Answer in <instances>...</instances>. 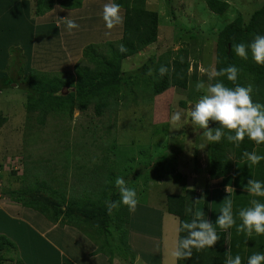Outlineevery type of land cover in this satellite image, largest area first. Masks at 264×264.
<instances>
[{
  "label": "rangeland",
  "instance_id": "obj_1",
  "mask_svg": "<svg viewBox=\"0 0 264 264\" xmlns=\"http://www.w3.org/2000/svg\"><path fill=\"white\" fill-rule=\"evenodd\" d=\"M61 1L53 0L54 10L37 17L30 13L36 11L38 0H0V9L27 18L21 23L20 34L14 31L0 37L5 44L0 49V118H6L0 127V235L6 234L18 245L8 264H43L45 259L53 264H177L171 253L179 238V219L167 212L169 195L195 189L200 198L211 190V219L217 216L221 202L232 195L237 226L241 223L240 209L250 207L253 199L264 203V197L244 191L248 179L264 182V161L252 166L247 161L237 163L236 172L229 175L231 182L212 185L208 167L212 142L187 117L190 106L203 95L196 91V82L207 83L206 70L215 69L218 32L238 16L248 23L264 0H226L230 8L222 15L212 13L207 0H147L146 8L160 17L159 39L126 59L123 70L133 72L132 76L149 77V70L144 75L142 67L147 65L153 74V60L167 52L185 50L196 81H191L186 90L172 87L155 97L145 91L143 82L138 86L125 85L118 102L101 117L92 106L86 112L75 110L72 118L49 116L41 125L38 113L29 112L24 91L31 71L75 75L76 65L87 62L85 47L95 44L104 50L107 42L120 37L118 26L109 30L102 19L103 5L108 0H84L76 10L60 7ZM1 15L0 32L6 28ZM68 16L79 25L71 33L59 20ZM14 21L7 25L12 26ZM10 80L14 82L8 85ZM178 110L185 115L173 125L170 118ZM256 152L264 155V147ZM95 169H99L102 182L115 184L117 177H123L139 200L124 232L128 235L127 249L126 244H120L122 232L115 230L112 223L113 236L108 241L112 247L120 245L122 250L115 249L111 262L105 254L92 255L98 243L81 229L55 225L32 209H21L23 202L16 203L14 199L30 198L23 194L28 186L43 181L56 190H64L67 197H87L86 186L92 178L84 177ZM235 181L238 190L234 188ZM227 186L232 189L228 193ZM31 228L46 239L39 241L52 246L48 258L44 254L37 257L29 236ZM230 232V253L233 257L239 254L242 264H247L253 253H264L260 252L264 235L237 233L236 226ZM124 254L132 262H127Z\"/></svg>",
  "mask_w": 264,
  "mask_h": 264
},
{
  "label": "trees",
  "instance_id": "obj_2",
  "mask_svg": "<svg viewBox=\"0 0 264 264\" xmlns=\"http://www.w3.org/2000/svg\"><path fill=\"white\" fill-rule=\"evenodd\" d=\"M83 1L62 0L60 7L65 10H76L82 7ZM115 2L121 5V15L124 18L123 24L118 26L120 37L115 41L107 42V48L104 50H101V45L95 44L85 47L83 55L87 62L76 65L75 75L49 74L39 72L36 69L31 71L24 91L28 99V110L31 113H38L37 120L41 125L46 124L49 116L60 114L72 118L75 110L86 112L92 106L96 115L101 117L105 110L110 109L113 103L118 102L125 85L127 87L138 86L143 82L145 91L155 97L172 87L186 90L191 81H196V75L190 73L189 53L185 50H181L177 54L167 52L157 61L153 60L155 68L149 77L132 76L133 72L123 70V62L126 59L138 55L149 46L157 43L160 17L156 11L146 8L147 0H115ZM37 3L36 11L30 15L40 17L54 10L53 0H38ZM206 4L209 10L217 15L227 13L230 8V3L226 0H207ZM6 11H8L6 8L0 9V15L2 14L1 17L3 16L5 20H3V27L6 26L7 28L9 22L16 21L7 30H5L6 28L3 29L0 32V37L14 31H19L18 34H20L21 23L27 20L26 16L24 14L16 15V13L8 14ZM258 34L264 35V3L254 12L248 23H245L242 16H238L218 32L214 51L215 69L218 71L229 65L237 66L240 72L235 83L240 86L252 84L254 86L253 101L264 104V66L256 64L250 52L246 60L238 57L232 47L233 44L238 43L250 44ZM121 44L126 47V52L121 53L118 50ZM2 48H5V44L0 46V49ZM173 54L176 55L173 56ZM161 65L170 69L164 76H161L158 71ZM142 69L140 71H144V75L149 70L147 65ZM222 79L227 86L235 87V84L227 81L226 77ZM11 82L14 81L10 80L8 85ZM2 121L6 122V118H0V127ZM215 127L217 125L211 123L210 128ZM259 147H264V144L256 145L247 138L240 144L239 148L227 142L226 139H222L219 143H211L208 156L210 179L216 181L230 177L229 175L234 173L237 163L246 162L243 158V152L257 151ZM84 178H92L89 182L90 185L86 186L87 197L80 196L79 199L75 196L67 197L64 190H56L47 181H43L28 186L23 194L29 195L30 198L24 200L15 197L14 199H16V203L23 202L21 209H32L55 225L61 224L60 227L69 226L81 229L87 237L98 243L99 247L92 255L105 254L108 262H111L116 254L115 249L122 250L120 245L114 244L112 247L108 241L109 237L113 236L112 228L115 226V230L122 232L123 237L120 239L122 241L120 244H126L125 248L127 249L128 235L124 232L128 228L126 226L131 224V212L121 204L118 209L113 210L112 214L108 213L106 201L119 200V191L114 183L113 186L112 183L101 181L99 169L88 173ZM19 194L21 193L17 192V195ZM14 195L17 196L15 193ZM199 196L195 189H188L185 194H171L167 197V212L176 216L179 222L190 220L191 217L185 214V208ZM203 197L205 202L196 207L199 208L200 206L201 208L202 206L201 209L211 221V190H206ZM15 215H21V213H15ZM28 230L31 241L33 238L32 243L36 248L37 257L40 259L44 254V258H48L49 254L52 253V246L49 245L48 247L47 244L39 241L45 238L37 230L33 228ZM88 230H91L92 233L90 234ZM216 231L220 240L212 248H204L199 251L193 249L190 258L179 259L177 264H224L225 253L231 252V228L226 231L221 229H216ZM185 235L186 232H179V238H183ZM260 249V252L264 251V243ZM17 251V243L6 234H1L0 264L12 262L11 257ZM124 257L128 260L125 254ZM127 262L132 261L129 259ZM43 264L53 263L49 259H45Z\"/></svg>",
  "mask_w": 264,
  "mask_h": 264
},
{
  "label": "clouds",
  "instance_id": "obj_3",
  "mask_svg": "<svg viewBox=\"0 0 264 264\" xmlns=\"http://www.w3.org/2000/svg\"><path fill=\"white\" fill-rule=\"evenodd\" d=\"M102 19L109 30L123 24L121 5L115 0H108L103 5ZM59 20L66 26L69 33L79 28L70 16L59 18ZM232 47L238 57L246 60L250 52L253 61L264 66V35H256L250 44L238 43L233 44ZM118 50L121 53L127 51L123 44L119 45ZM158 71L161 76H164L170 69L161 65ZM206 72L208 82L198 80L195 84L196 91L203 92V95L187 111L191 124L203 129V136L212 143H219L222 139H226L227 142L239 148L247 138L256 145L264 144V104L253 101L254 86L252 84L240 86L235 83L240 72L235 65H229L218 71L212 68ZM148 75H152V69H149ZM225 77L227 81L235 84V87L227 86L222 79ZM184 115L183 110L174 112L170 118L171 123L173 125L180 123ZM210 123H215L217 127L210 128ZM243 158L249 166L258 165L264 161V155L257 154L255 150L244 151ZM115 187L119 191L120 199L106 201L108 213L112 214L113 210L118 209L121 204L126 206L130 212H134L139 204L136 191L128 186L123 177L115 179ZM225 190L228 192V187ZM244 191L255 197H264V182L248 179ZM203 202L205 198L201 196L192 200L191 205L185 208V214L191 219L178 224L177 231L186 232V235L177 239L172 250L171 255L177 260L190 258L193 249L199 251L212 248L220 240L213 223L203 210L196 207ZM221 204L220 214L215 222L221 230L226 231L236 226L237 233H245L248 236L253 233L258 236L264 235V203L253 199L250 207L240 209L238 216L241 223L238 226L233 213V201L226 198ZM225 256L224 264H242L239 254L233 257L230 252H226ZM247 264H264V253H253L248 257Z\"/></svg>",
  "mask_w": 264,
  "mask_h": 264
},
{
  "label": "crops",
  "instance_id": "obj_4",
  "mask_svg": "<svg viewBox=\"0 0 264 264\" xmlns=\"http://www.w3.org/2000/svg\"><path fill=\"white\" fill-rule=\"evenodd\" d=\"M236 168V167H235ZM236 172V169L234 170V173ZM197 175H200V174H197ZM201 175H203V174H201ZM253 176H255V174H253ZM231 180H232V178L231 177H229L228 179H225L224 180V178L223 179H219V180H216V181H218V182H216L215 184H213V181L211 182L212 183V185H215V186H217V187H219V185L222 183V181H224V182H226V183H229V182H231ZM228 187V189H229V191L228 192H230L232 189H231V186H227ZM214 188V187H213ZM216 188V187H215ZM234 188L236 189V190H238L239 188L238 187H236V181H235V184H234ZM233 188V189H234ZM226 189V188H225ZM226 191V190H225ZM227 192V193H228ZM230 199L232 200V195H231V197H230ZM222 207V205H219V207H218V214H217V216H213L212 217V219H211V222L213 223V225H214V227L216 228V229H220L217 225H215V222H216V219H217V217H218V215L220 214V208ZM100 257H101V255H100ZM107 260V259H106Z\"/></svg>",
  "mask_w": 264,
  "mask_h": 264
}]
</instances>
